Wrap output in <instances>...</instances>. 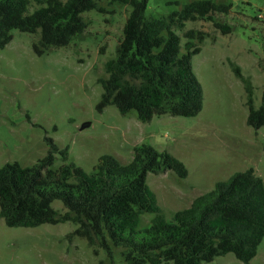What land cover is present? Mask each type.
I'll list each match as a JSON object with an SVG mask.
<instances>
[{
    "label": "rangeland",
    "instance_id": "374dc122",
    "mask_svg": "<svg viewBox=\"0 0 264 264\" xmlns=\"http://www.w3.org/2000/svg\"><path fill=\"white\" fill-rule=\"evenodd\" d=\"M65 2L66 0H60ZM196 0H148L145 15L162 18ZM231 4L227 15L216 22L230 28L223 35L210 22H187L176 31L196 30L206 37L191 67L203 93L201 112L194 118L154 117L137 120L134 111L121 115L114 106L98 110L105 78L104 64L115 58L116 47L130 8L113 0H101L105 14L81 15L87 27L64 48H51L38 56L33 44L39 35L11 32V41L0 50V168L17 163L30 167L46 156L51 140L59 150H68L67 164L89 174L99 158L111 156L121 165L131 162L134 148L151 146L183 164V179L165 171L148 174L146 184L155 195L165 219L189 208L197 197L213 190L232 175L253 170L264 182V126L246 124L248 108L244 84L250 82L255 109L264 91V0H211ZM39 5L29 0L30 14ZM63 164L56 155L53 169ZM51 208L64 209L60 201ZM154 215L144 214L138 231ZM71 223L35 228H8L0 219V264H124L121 249L93 248L75 235ZM208 264H243L232 254ZM248 264H264V240Z\"/></svg>",
    "mask_w": 264,
    "mask_h": 264
},
{
    "label": "trees",
    "instance_id": "16d2710c",
    "mask_svg": "<svg viewBox=\"0 0 264 264\" xmlns=\"http://www.w3.org/2000/svg\"><path fill=\"white\" fill-rule=\"evenodd\" d=\"M101 0H33L40 6L28 13L29 0H0V50L12 39L11 32L39 35L33 44L38 56L51 48H64L83 34L85 12H106ZM130 8L114 59L104 64L99 79L102 95L98 110L114 106L125 115L134 111L141 123L154 117L194 118L202 110L203 93L191 67L206 35L189 30L184 44L176 31L187 22H210L223 35L230 28L214 19L227 15L231 4L211 0L187 3L167 17H147L148 0H113ZM248 108L246 124L253 130L264 126V91L255 109L250 82L238 69ZM49 150L36 164L17 163L0 168V219L8 228H35L71 223L75 235L96 252L121 249L124 264H208L232 254L248 264L264 240V182L253 170L232 175L213 190L193 200L188 209L167 221L156 197L146 184L148 174L169 171L187 176L183 164L151 146L134 148L129 164L111 156L99 158L91 173L66 163L68 150L47 140ZM56 155L63 164L54 170ZM62 203L64 212L51 208ZM154 215L147 228L138 231L141 217ZM97 264H105L99 262Z\"/></svg>",
    "mask_w": 264,
    "mask_h": 264
}]
</instances>
